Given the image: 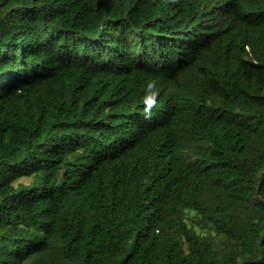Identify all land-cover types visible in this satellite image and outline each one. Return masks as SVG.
<instances>
[{"label":"trees","instance_id":"1","mask_svg":"<svg viewBox=\"0 0 264 264\" xmlns=\"http://www.w3.org/2000/svg\"><path fill=\"white\" fill-rule=\"evenodd\" d=\"M0 264H264V0H0Z\"/></svg>","mask_w":264,"mask_h":264},{"label":"clouds","instance_id":"2","mask_svg":"<svg viewBox=\"0 0 264 264\" xmlns=\"http://www.w3.org/2000/svg\"><path fill=\"white\" fill-rule=\"evenodd\" d=\"M154 83L155 82H152V83H150L148 85L150 95H148L144 99L145 107H144V110H143V115H144V118L147 119V120H150L152 118V116H153L152 109L154 107H156V96H157V93L152 91Z\"/></svg>","mask_w":264,"mask_h":264},{"label":"rangeland","instance_id":"3","mask_svg":"<svg viewBox=\"0 0 264 264\" xmlns=\"http://www.w3.org/2000/svg\"><path fill=\"white\" fill-rule=\"evenodd\" d=\"M22 181L23 182H29L30 180L29 179H24ZM195 228L198 230V227H195ZM202 232H203V234H207V235H211V236L215 235L210 226L208 228L203 227V231ZM216 243H217V245H220L221 244V240H217Z\"/></svg>","mask_w":264,"mask_h":264}]
</instances>
